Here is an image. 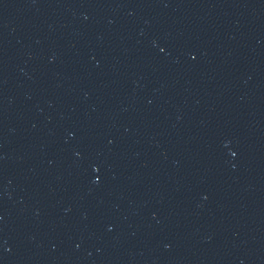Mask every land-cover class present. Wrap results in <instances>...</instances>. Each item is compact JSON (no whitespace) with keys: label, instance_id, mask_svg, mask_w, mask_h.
I'll return each instance as SVG.
<instances>
[{"label":"water","instance_id":"95a60500","mask_svg":"<svg viewBox=\"0 0 264 264\" xmlns=\"http://www.w3.org/2000/svg\"><path fill=\"white\" fill-rule=\"evenodd\" d=\"M0 264H264V0H0Z\"/></svg>","mask_w":264,"mask_h":264}]
</instances>
